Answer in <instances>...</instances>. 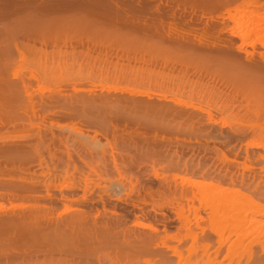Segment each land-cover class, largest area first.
<instances>
[{
	"label": "rangeland",
	"instance_id": "rangeland-1",
	"mask_svg": "<svg viewBox=\"0 0 264 264\" xmlns=\"http://www.w3.org/2000/svg\"><path fill=\"white\" fill-rule=\"evenodd\" d=\"M74 1L0 0V218L45 206L39 197L49 183L54 196L62 182L87 176L91 192L122 186V229L135 244L133 235L150 234L151 244L121 254L109 245L86 251L82 240L60 244L0 226V264H264V210L247 202L264 209V115L254 114L261 101L234 79L250 68L246 52L261 73L264 61L259 47L239 51L224 19L243 0ZM164 32L180 42L170 44ZM76 136L99 147L90 153ZM102 151L107 164L114 156L116 171L88 159ZM186 179L209 184L208 194L201 198L181 184ZM73 199H53V215L72 214ZM245 201L258 213L243 211Z\"/></svg>",
	"mask_w": 264,
	"mask_h": 264
},
{
	"label": "bare ground",
	"instance_id": "bare-ground-1",
	"mask_svg": "<svg viewBox=\"0 0 264 264\" xmlns=\"http://www.w3.org/2000/svg\"><path fill=\"white\" fill-rule=\"evenodd\" d=\"M66 1V0H65ZM98 1V0H97ZM128 1V0H127ZM212 1V0H211ZM223 1V0H222ZM225 1V0H224ZM229 1V0H228ZM6 2V1H5ZM17 2V1H16ZM74 2H80L81 1H74ZM85 2V1H84ZM160 2V1H159ZM203 2V1H202ZM207 2V1H206ZM211 3V2H210ZM214 3V2H213ZM220 3V2H219ZM225 3V2H224ZM7 4V3H6ZM162 4V3H161ZM198 4V3H197ZM222 4V3H220ZM91 5V4H90ZM93 5V4H92ZM153 5V4H152ZM25 6V5H24ZM34 6V5H33ZM77 6V5H76ZM76 6H73V7H76ZM58 7V6H57ZM72 7V6H71ZM80 7V6H79ZM101 7V5H100ZM104 7V6H103ZM153 7V6H152ZM159 7V6H158ZM227 7V6H226ZM60 8V7H59ZM193 8V7H192ZM228 8V7H227ZM103 9V8H102ZM156 10L159 11V9L156 7L155 8ZM104 10V9H103ZM195 10V9H194ZM193 10V11H194ZM106 11V10H105ZM157 12V11H156ZM16 13V11H15ZM158 13V12H157ZM156 13V14H157ZM161 13V12H160ZM10 14V13H9ZM173 14V13H172ZM158 15V14H157ZM164 15H165V12H164ZM171 15V14H170ZM226 15V14H225ZM160 17H162V15L159 14ZM224 16V14H223ZM165 17V16H163ZM166 17H168V14L166 15ZM205 17V16H204ZM112 18V17H111ZM169 19H171V17H168ZM172 18L174 19V16L172 15ZM176 18V16H175ZM226 18V19H225ZM146 19V18H145ZM168 19V20H169ZM177 19V18H176ZM224 19L225 20H228L232 23V29H233V35L235 36V38H237L239 41H240V46L238 47L239 51H242V47L247 45L249 47H252V48H257L259 47L260 50L258 51L262 61H264V0H243L242 3L239 5V7H234L233 10L229 11L228 14L226 15V17L224 16ZM212 20V19H211ZM144 21V20H143ZM146 22H148L147 20H145ZM199 21H201V19H199ZM198 21V22H199ZM61 22V21H60ZM162 22V21H161ZM167 23V22H166ZM196 23V21H195ZM207 25V22H205ZM148 24V23H146ZM145 24L146 26V29L147 28H150V27H147V25ZM158 24V22L156 23ZM155 24V26H156ZM224 24V23H223ZM52 25V24H51ZM130 25V24H129ZM150 24H148L149 26ZM49 26V25H48ZM47 26V27H48ZM153 26V24H152ZM154 26V27H155ZM214 26V25H213ZM221 26V25H220ZM81 27V26H80ZM136 27V26H135ZM142 27H143V24H142ZM160 27V25H159ZM164 27V26H163ZM162 27V28H163ZM181 27V26H180ZM223 27V26H221ZM75 28V27H74ZM157 28V26H156ZM161 28V27H160ZM161 28V29H162ZM169 28V27H168ZM211 28V27H210ZM165 29V28H163ZM221 29V28H220ZM151 30V29H149ZM170 30V28H169ZM167 30V31H169ZM173 30V28H172ZM175 30V29H174ZM195 30V29H194ZM222 30V29H221ZM220 30V31H221ZM45 31V29H44ZM55 31V30H54ZM153 31V30H152ZM163 31V30H162ZM165 31V30H164ZM171 31V30H170ZM178 31V30H177ZM180 31V30H179ZM6 32V31H5ZM95 32V31H94ZM108 32V31H107ZM149 32V31H148ZM151 32V31H150ZM161 32V30H160ZM96 33V32H95ZM113 33V32H111ZM119 33V32H118ZM145 33V32H144ZM163 33V32H162ZM162 33H157V35H162L164 36V34L166 32H164V34ZM171 32H169L170 34ZM177 33V32H176ZM108 34V33H107ZM169 34H165L166 35V38L168 36L171 37V35ZM195 34V33H194ZM114 35V34H113ZM117 35V34H116ZM128 35V33H127ZM154 35V34H153ZM168 35V36H167ZM175 35V34H174ZM108 37V36H107ZM113 37V36H112ZM115 37V36H114ZM134 39V37H132ZM148 38V37H147ZM168 38V42H170V44L172 45H177L176 43L180 42V38H179V41L174 38L170 39ZM30 39V38H29ZM115 39H117V37H115ZM160 39V38H159ZM174 39V40H173ZM112 40V39H111ZM175 41V43L173 41ZM183 40V39H182ZM185 40V39H184ZM192 40V39H191ZM199 40V39H198ZM39 41V40H38ZM49 41V40H48ZM51 41V40H50ZM121 41V40H120ZM177 41V42H176ZM190 41V39H189ZM195 41V40H194ZM229 41V40H228ZM60 42V41H59ZM58 42V43H59ZM167 42V43H168ZM196 42V41H195ZM201 42V41H200ZM231 42V40L229 41ZM162 43V42H161ZM33 44V43H32ZM199 44V43H198ZM231 43H229L230 45ZM145 45V44H144ZM181 45V44H180ZM197 45V44H196ZM196 45H194L195 47H197ZM226 45V44H225ZM224 45V46H225ZM33 46V45H32ZM168 46V44H167ZM202 45H200L201 47ZM204 46V45H203ZM209 46V45H208ZM232 45H230L229 47H231ZM44 47V46H43ZM226 47V46H225ZM190 48V47H189ZM219 48V47H218ZM228 48V46H227ZM12 49V48H11ZM208 49V48H207ZM220 50V49H218ZM177 51V50H176ZM200 51V50H199ZM199 51H197L199 53ZM222 51V50H221ZM12 52V51H11ZM205 52V50H204ZM197 55V53H196ZM198 56V55H197ZM24 58V57H23ZM22 58V59H23ZM245 60L248 62L247 64H249L250 68L248 69H245L244 71L241 72V74L238 76V73L236 71V73H233L236 74L238 76V78H236V76L234 77V79H236L238 82H235L238 84V86L240 87V90L241 92L246 95V96H252L254 97L256 100H260L261 101V105L262 107H259L258 109H255V112L254 114H257V113H260L261 115H264V73H261L260 71H257L256 70V67L251 65L249 61L252 60L253 58V52H246L245 53ZM225 60L227 59L226 56L224 58ZM222 59V61H225ZM227 61V60H226ZM231 61L230 59L228 60V62ZM233 61V60H232ZM231 63V62H229ZM233 63V62H232ZM235 64V63H234ZM238 64V63H237ZM230 65V64H229ZM233 65V64H231ZM230 65V66H231ZM243 65V64H242ZM8 66H10L8 64ZM238 68L237 70L240 71L239 69V66L236 65ZM248 66V65H247ZM255 67V68H252ZM240 67H241V64H240ZM227 68V66H226ZM232 68V67H230ZM236 68V67H235ZM243 68V67H242ZM228 70V68H227ZM264 70V69H262ZM235 72V71H234ZM236 80H233V81H236ZM13 81V80H12ZM11 82V81H10ZM17 84V83H16ZM14 86V85H13ZM236 86V87H238ZM27 88V87H26ZM76 91V90H75ZM83 94V93H82ZM29 96V95H28ZM107 99V98H106ZM104 100V103L105 101L107 100ZM102 100V99H101ZM100 101V100H99ZM82 102V101H81ZM91 103L93 101H90ZM98 102V100L96 101ZM103 102V101H102ZM99 103V102H98ZM74 105V103H73ZM95 104L92 103V106H94ZM102 105V103L100 104ZM145 105V104H144ZM148 105V104H147ZM71 106V105H70ZM98 106V105H97ZM119 106V105H118ZM142 106V105H141ZM182 106V105H181ZM72 107V106H71ZM70 108V107H69ZM98 108V107H97ZM120 108V106H119ZM143 108V107H142ZM154 108L156 109L155 111L157 112H160V113H169L170 116L171 114L175 115L176 111L172 110V109H169V108H166L164 106H160V105H156V107L154 106ZM117 109V108H116ZM152 110V109H151ZM104 112V111H103ZM106 112V111H105ZM81 115V114H80ZM173 115V116H174ZM92 118V117H91ZM190 118V117H189ZM95 120H97V118L95 117ZM94 120V121H95ZM93 121V120H92ZM198 122V121H197ZM145 125V124H144ZM264 134V133H262ZM82 136V135H81ZM83 137V136H82ZM79 138V139H78ZM262 138H264V135H262ZM64 140V139H63ZM74 140H79V144L82 145V147H85L87 148V150L90 152V150H94L95 148H98L99 147V142L98 141H95V139H93L92 141L88 142L87 139H80V137H77L74 139ZM69 141L66 139V142ZM71 141L73 142V140L71 139ZM62 142H65V141H62ZM84 142H87L84 143ZM64 144V143H62ZM65 145V144H64ZM81 147V148H82ZM257 148V146H256ZM12 150V149H11ZM87 151V152H88ZM14 153V152H13ZM91 153V152H90ZM89 153V154H90ZM101 154L99 153H95V155L92 157H88L91 158V161L93 160L95 163L99 162L101 164H96L97 166H100V167H113L112 169H114V171H116V167H117V164H116V161H115V158L114 156L111 154L110 155V158L108 159V161L111 159V163L112 164H107V160L104 159V154H105V151H102L100 152ZM40 159V158H39ZM38 159V160H39ZM87 159V160H88ZM90 160H88L89 162ZM106 162V163H105ZM86 163V162H85ZM68 165V164H65V166ZM91 165L92 164H82V167L83 168H91ZM178 165V164H176ZM63 166V168L65 167ZM72 167V170L75 169V167L71 164L70 165ZM127 166H129L127 164ZM182 166L185 168L187 166V164H182ZM192 167H195V169H198L200 170V167L198 165L196 166H193L191 165ZM67 167V170L69 169V165L66 166ZM109 167V168H110ZM189 167V166H188ZM62 168V169H63ZM61 169V170H62ZM71 169V168H70ZM210 169V168H208ZM65 172L67 170H65V168L63 169ZM89 170V169H88ZM92 170V169H91ZM105 170V169H104ZM55 171V170H54ZM64 171H62L64 173ZM75 171V170H74ZM118 171V170H117ZM221 171H224V172H220L217 171V173L220 175L222 174L223 176L226 175V173L228 172L227 170H221ZM60 172V171H59ZM61 172V173H62ZM69 172V171H68ZM155 172V171H154ZM62 173V174H63ZM82 173V172H80ZM29 174V173H28ZM54 174V173H53ZM57 174V173H56ZM83 174H84V171H83ZM58 176H60V174H57ZM66 175V174H65ZM80 175V174H79ZM21 176V175H20ZM55 176V175H54ZM86 176V175H85ZM84 176V177H85ZM156 177V175H154ZM80 177H83L82 174L80 175ZM79 177V178H80ZM233 176H230L229 178H231V180L233 179L232 178ZM172 181L174 180V182H176V177H172ZM20 179V178H19ZM18 179V180H19ZM86 179H87V176H86ZM86 179L84 178V180L82 181H77L75 183H72L66 187H64V183L62 182V184L58 185V194H53L54 196H52V194L48 193L49 190L48 189V185H50V183L47 185V188L45 190V196H40L39 199L41 198H45L47 200L46 205L47 207L45 206H42V208H37L36 209H29L30 211L26 212V214L24 215H16L14 214L12 217H11V220H5L0 218V226L1 227H7V228H10V227H21L19 229H22V231H27L31 234H43L42 237L46 238V241L48 239L51 240V242L53 241H57L58 240V243L61 242V239H66L67 240H75L76 241H83L84 244L82 245L83 247H79V248H83V249H86V251L90 248H94L95 250L97 251H100L102 249H104V247H106L107 245L110 246V249L111 251L113 252H116V253H125V251H131L132 248H135V249H138V248H143V247H146L148 248L149 245L151 244V236L147 235L148 237L147 238H141L139 237V235H133V239L134 241L136 242V244L134 242H132L130 239V231H126L124 233L125 230H123L122 228V223L124 224V220L122 222V214L120 213L121 211V206L120 204H124V205H127L126 204V201L123 200V198L120 196V191L123 189H121L122 186H119L120 187V191H119V187H114V188H111V190L107 189V188H103V189H100V190H96V191H93L91 192V190L88 188V184L86 183ZM176 179V180H175ZM23 180V179H22ZM22 180H19V182L21 183ZM230 180V179H229ZM228 180V181H229ZM48 179H46L45 182H47ZM181 184L186 186V184L188 185H191V186H194L196 187V190L199 194V196H201V198H203L204 196H206V194H208L209 192V188H211V186L209 184H202L200 182H196V181H192V180H187L184 182V180H181ZM38 182V181H37ZM40 182V181H39ZM44 182V181H43ZM35 185H36V182H34ZM200 183V184H199ZM234 182L231 181L230 184L231 185H235L233 184ZM23 184V183H22ZM47 184V183H46ZM41 185V183L39 184ZM45 185V184H44ZM44 185H42L44 187ZM38 186V185H36ZM14 187L16 188H19L16 186V184L14 185ZM24 186L22 185L21 188H23ZM62 187H64L66 190H67V196H66V193L64 195H62L61 193V190H62ZM45 188V187H44ZM69 188V190H68ZM64 189V190H65ZM149 189V188H148ZM148 189H146L145 191H148ZM48 191V192H47ZM208 191V192H207ZM211 191V190H210ZM35 192V190L33 191ZM63 192V191H62ZM70 192V194H68ZM151 192V190H150ZM30 193V192H29ZM64 193V192H63ZM78 193H80V195L78 197H75L73 199V196L75 195H78ZM132 193V191H131ZM220 193H223V191L219 192L218 195L220 196V198L222 200H224L223 197H226V196H223V194H220ZM39 194V193H38ZM37 194V195H38ZM151 194V193H150ZM69 195L71 197H69ZM13 196V195H12ZM56 196V197H55ZM141 196V195H140ZM139 197V196H138ZM36 198V197H35ZM32 199V197L30 198ZM53 199L59 201V200H65L67 199L68 200H72L73 199V202L77 203V207L75 209V211H72L73 213L72 214H68L66 213L65 215V211L64 212V217L63 215L62 216H58L57 215H53V210H55V206L54 204L56 203V201H54ZM52 200V201H50ZM66 201V202H67ZM239 201V200H238ZM247 201V200H246ZM246 201L244 202V207H242L241 204L240 207H238L239 205L237 206H234L236 208H234L235 211H238V208H239V211L242 210L243 208V211L245 209V211L248 213H250V211L253 209V208H257L258 210L257 211H262L264 209H260L259 210V206L256 205L255 203L253 202H248V205L251 204L252 207H249L248 205L245 207L246 205ZM209 202H212L211 200ZM65 203V202H64ZM71 203V202H70ZM208 202H206L207 204ZM129 204V203H128ZM223 204H225V202H223ZM255 204V206H254ZM54 206V207H53ZM73 206V205H72ZM225 206V205H224ZM74 207V206H73ZM138 207V206H137ZM242 207V208H241ZM247 207H249L247 209ZM67 209V208H66ZM123 209V208H122ZM241 209V210H240ZM247 209V210H246ZM249 210V211H248ZM27 211V210H26ZM21 212V211H20ZM123 212V211H122ZM245 212V218H246V221H247V214ZM252 213H258V212H255L254 209L251 211ZM71 213V212H69ZM236 213V212H235ZM251 213V214H252ZM224 214L225 215V219L227 218L228 219V211H224ZM237 214V213H236ZM236 214H234L233 216H237ZM13 218V219H12ZM250 220V219H248ZM167 222V221H165ZM164 222V223H165ZM245 222V221H244ZM252 222V221H250ZM137 225L139 223H136ZM166 224V223H165ZM164 224V225H165ZM136 225V226H137ZM163 225V224H162ZM163 225V226H164ZM135 226V225H134ZM139 228H141L142 226V229H144L145 227L148 229V230H152L154 231L155 228L153 227V229L150 227H147V225L143 226L141 224L138 225ZM137 226V227H138ZM162 227V226H161ZM118 229L122 230L121 233L120 232H116L118 231ZM163 229V228H162ZM205 230H203V232L205 233ZM16 231V230H15ZM21 231V232H22ZM28 233V234H29ZM30 234L31 238H33V236ZM154 234V233H153ZM152 234V236H153ZM24 235V234H23ZM27 235V234H26ZM155 235V234H154ZM156 236V235H155ZM36 237V236H35ZM195 237H197V235H195ZM8 238V237H7ZM41 238V237H40ZM154 239V238H153ZM6 240V239H5ZM19 240V239H18ZM45 241V240H44ZM49 241V240H48ZM60 241V242H59ZM50 242V241H49ZM73 242V241H72ZM57 243V242H56ZM62 243H64L62 241ZM71 243V242H69ZM61 244V243H60ZM78 244V243H77ZM72 245V244H71ZM62 246V245H61ZM81 246V245H80ZM100 247V249H99ZM44 248V247H43ZM52 249V248H51ZM127 249V250H126ZM130 249V250H129ZM140 250V249H139ZM134 251V250H133ZM142 251V250H141ZM39 253V252H38ZM179 255V254H178ZM66 256V255H65ZM177 256V255H176ZM182 255H179V257H181ZM35 257V256H34ZM166 257V256H165ZM65 259V258H63ZM57 260V259H56ZM60 262V261H59ZM59 264V263H58Z\"/></svg>",
	"mask_w": 264,
	"mask_h": 264
}]
</instances>
